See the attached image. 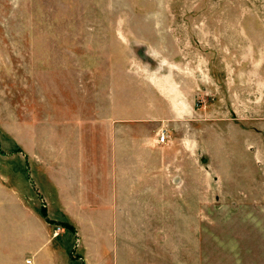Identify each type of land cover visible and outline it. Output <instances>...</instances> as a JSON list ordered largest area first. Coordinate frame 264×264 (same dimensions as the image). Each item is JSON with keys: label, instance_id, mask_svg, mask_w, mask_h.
<instances>
[{"label": "rangeland", "instance_id": "obj_1", "mask_svg": "<svg viewBox=\"0 0 264 264\" xmlns=\"http://www.w3.org/2000/svg\"><path fill=\"white\" fill-rule=\"evenodd\" d=\"M102 131L168 153L112 264H264V0H0V174L40 198Z\"/></svg>", "mask_w": 264, "mask_h": 264}, {"label": "crops", "instance_id": "obj_2", "mask_svg": "<svg viewBox=\"0 0 264 264\" xmlns=\"http://www.w3.org/2000/svg\"><path fill=\"white\" fill-rule=\"evenodd\" d=\"M102 132L94 145L89 140L88 146L56 148L55 169L46 170L40 198L19 194L0 174V264H112L129 258L121 235L143 234L141 204L158 200L168 153L155 137L144 142L126 131ZM180 185L176 179L168 183L174 196ZM53 223L63 226L55 236Z\"/></svg>", "mask_w": 264, "mask_h": 264}, {"label": "built area", "instance_id": "obj_3", "mask_svg": "<svg viewBox=\"0 0 264 264\" xmlns=\"http://www.w3.org/2000/svg\"><path fill=\"white\" fill-rule=\"evenodd\" d=\"M159 140H160V141H163V140H164V135H161V136L159 137ZM59 230H60V226H56L55 231H54V234H56Z\"/></svg>", "mask_w": 264, "mask_h": 264}, {"label": "trees", "instance_id": "obj_4", "mask_svg": "<svg viewBox=\"0 0 264 264\" xmlns=\"http://www.w3.org/2000/svg\"><path fill=\"white\" fill-rule=\"evenodd\" d=\"M43 215H45L44 211H42ZM67 228L69 227L67 224H64Z\"/></svg>", "mask_w": 264, "mask_h": 264}]
</instances>
